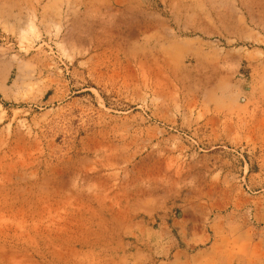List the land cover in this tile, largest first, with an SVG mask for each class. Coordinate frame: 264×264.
<instances>
[{
    "label": "rangeland",
    "instance_id": "1",
    "mask_svg": "<svg viewBox=\"0 0 264 264\" xmlns=\"http://www.w3.org/2000/svg\"><path fill=\"white\" fill-rule=\"evenodd\" d=\"M0 264H264V0H0Z\"/></svg>",
    "mask_w": 264,
    "mask_h": 264
}]
</instances>
